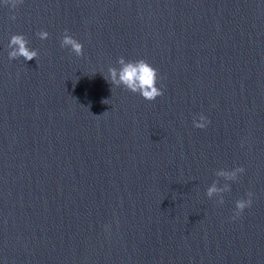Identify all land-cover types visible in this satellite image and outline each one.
Here are the masks:
<instances>
[{
  "label": "water",
  "instance_id": "obj_1",
  "mask_svg": "<svg viewBox=\"0 0 264 264\" xmlns=\"http://www.w3.org/2000/svg\"><path fill=\"white\" fill-rule=\"evenodd\" d=\"M0 264H264V0H0Z\"/></svg>",
  "mask_w": 264,
  "mask_h": 264
},
{
  "label": "clouds",
  "instance_id": "obj_2",
  "mask_svg": "<svg viewBox=\"0 0 264 264\" xmlns=\"http://www.w3.org/2000/svg\"><path fill=\"white\" fill-rule=\"evenodd\" d=\"M4 5L10 8H16L17 5L22 4L23 0H3ZM12 20H15V14L11 16ZM40 39H46L49 33L46 30H40L37 33ZM29 41L24 34H13L10 37L8 48L9 59L23 57L26 61H30L36 58L38 51L30 48ZM61 47H69L70 51L74 52L77 56L83 55V44L78 41L74 36L68 34V30L65 29V34L60 39ZM119 68L110 67L108 70V76L105 79L115 86H123L127 90L133 93H139L146 100H154L158 96L163 95V88L157 86L159 79L158 69L147 62L145 59L140 58L137 60H125L123 56L118 58ZM209 123L208 117L204 114H199L198 118L193 119V125L198 128H204ZM244 168L236 167L231 171L220 169L217 171L218 176H223L227 180L237 179V174L242 173ZM230 185L226 184L224 189H219L216 186V182H213L211 186L207 188V196L212 197L215 193L229 190ZM252 193H247V199H238L235 202L233 219L238 217L246 207H249L252 203ZM218 203H223V196L219 197ZM107 227V226H106Z\"/></svg>",
  "mask_w": 264,
  "mask_h": 264
}]
</instances>
